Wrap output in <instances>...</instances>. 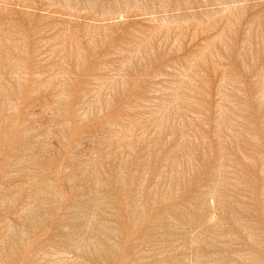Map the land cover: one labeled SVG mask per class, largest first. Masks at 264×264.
I'll list each match as a JSON object with an SVG mask.
<instances>
[{
    "label": "rangeland",
    "instance_id": "rangeland-1",
    "mask_svg": "<svg viewBox=\"0 0 264 264\" xmlns=\"http://www.w3.org/2000/svg\"><path fill=\"white\" fill-rule=\"evenodd\" d=\"M0 264H264V0H0Z\"/></svg>",
    "mask_w": 264,
    "mask_h": 264
}]
</instances>
